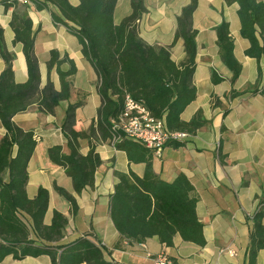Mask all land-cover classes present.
Returning <instances> with one entry per match:
<instances>
[{
    "label": "trees",
    "instance_id": "16d2710c",
    "mask_svg": "<svg viewBox=\"0 0 264 264\" xmlns=\"http://www.w3.org/2000/svg\"><path fill=\"white\" fill-rule=\"evenodd\" d=\"M116 2L80 0L76 7L71 6L68 0H27L26 5L8 0L0 2L5 11L19 6L25 10L31 5L37 11L49 10L52 23L62 26L77 39L82 56L99 78L101 106L97 110L96 121L87 131L74 130V113L81 103L69 104L60 127L65 149L62 146L51 147L47 150V158L53 166L64 170L73 191L79 194L93 186L94 174L101 165L95 153V143L111 142L116 150L125 153L129 163L146 164L142 178L131 172L116 174L118 182L109 196L108 211L119 236L128 244H141L156 237L160 244L169 248L178 235L182 242L203 247L202 224L196 215L198 198L188 179L179 175L171 183L160 180L151 170V153L140 144L114 133L111 125V121L122 112L125 96L141 104L154 119L163 120L170 132L194 135L208 123L201 111H197L188 122L181 120L184 110L196 99L193 76L197 32L192 28L196 0H190L176 20L172 44L181 40L184 47V60L179 64L171 60L168 48L150 46L139 39L136 25L145 12L143 0H131L132 13L114 25ZM224 2L238 6L240 36L249 43L245 56L257 62L264 59V45H260L258 40L264 27V4L256 0ZM9 27L13 32L12 44L22 47L28 80L23 84L14 82L13 55L6 50L0 29V58L5 64L0 75V127L5 131L0 139V263L8 256L16 261L45 256L50 264H113L105 259V249L87 236L60 244L68 223L62 214L54 211L50 224L44 225L49 200L46 189L39 187L33 199L27 197V167L38 137L33 131L17 127L12 119L33 104L40 112L52 115L60 103L68 101L69 79L76 73V68L66 55L60 58L57 51L51 50L46 63L47 82L40 89L31 21L24 12L14 11ZM215 33L218 57L231 73L230 82L233 84L240 75L241 66L233 55L234 45L228 24L222 21L215 28ZM64 65L66 70L62 69ZM52 69L58 75L59 91L53 89L49 80ZM257 72L261 76L259 67ZM210 79L213 85L223 81L213 70ZM263 91L264 84L260 91L255 88L251 94ZM241 94L231 90L227 97L233 99ZM212 103L217 101L212 99ZM82 140L89 148L85 156L79 152ZM170 144L174 148L183 146L176 142ZM54 190L75 215L78 207L74 198L56 185ZM263 219L264 200L250 219L246 264H256L257 254L264 248ZM114 249H119V246Z\"/></svg>",
    "mask_w": 264,
    "mask_h": 264
},
{
    "label": "crops",
    "instance_id": "0c3cea01",
    "mask_svg": "<svg viewBox=\"0 0 264 264\" xmlns=\"http://www.w3.org/2000/svg\"><path fill=\"white\" fill-rule=\"evenodd\" d=\"M256 1L264 4V0ZM68 2L76 7L80 0ZM189 3L190 0H143L145 12L136 25L139 39L150 46L168 48L171 60L176 64L184 60L183 42L177 40L172 44L176 20ZM237 10L236 4L226 5L224 0H196L192 15V28L197 32L193 76L196 99L184 110L181 120L188 122L197 111H201L208 123L194 135H189L180 148H174L169 143L159 155L149 151L151 170L160 180L171 183L179 175H184L198 198L196 215L202 224L205 245L198 247L182 242L176 235L173 246L168 248L160 244L156 237L146 239L141 244H128L119 236L109 217V196L118 182L116 174L131 172L142 178L145 163H129L125 153L116 150L109 141L95 143V153L101 165L94 174V184L76 194L64 170L49 162V148L62 146L65 149L60 127L69 104L81 103L74 113V130L87 131L96 121L97 110L101 106L99 78L82 56L77 39L62 26L52 23L49 10L37 11L31 5L25 10L19 6L5 11L0 3V29L4 46L13 55L12 72L16 84L28 80V71L21 45L12 44L13 32L9 21L14 11L24 12L31 21L40 89L47 82L46 63L51 50L57 51L60 58L66 55L76 68V73L69 79L68 101L60 103L52 115L40 112L33 104L12 119L17 127L23 131H33L38 137L27 167L26 194L33 199L39 187L48 191L44 225L50 224L54 211L62 214L68 223L60 244L87 236L94 244L105 249V259L113 264H151L149 256L161 252L180 264H246L250 219L264 200V91L251 94L255 88L260 91L264 84V59L257 62L245 56L249 43L240 36ZM131 13V0H117L113 13L114 25ZM222 21L228 24L234 45L233 55L241 66L240 75L233 84L230 82L231 73L220 61L216 46L215 28ZM258 40L260 45H264V27ZM258 67L261 76H258ZM4 69L5 64L0 58V75ZM62 69L66 70L67 66L64 65ZM212 70L223 79L221 83H211ZM49 80L53 89L59 91L55 69L49 72ZM231 90L243 94L228 99ZM212 99L217 103L213 104ZM4 133L0 127V139ZM88 149L87 142L80 141V154L85 156ZM54 185L74 198L78 207L75 215L56 193ZM116 246L119 249H114ZM0 264H50V261L45 256L22 261L8 256ZM256 264H264V248L258 252Z\"/></svg>",
    "mask_w": 264,
    "mask_h": 264
},
{
    "label": "built area",
    "instance_id": "2783aa9c",
    "mask_svg": "<svg viewBox=\"0 0 264 264\" xmlns=\"http://www.w3.org/2000/svg\"><path fill=\"white\" fill-rule=\"evenodd\" d=\"M8 1H15L19 5L27 4V0ZM111 125L114 133L140 144L155 155H159L167 144L182 143L189 136L185 132L168 131L163 120L154 119L141 104L136 103L129 96L124 97L122 112L117 119L111 121ZM149 259L151 264H180L165 252L149 256Z\"/></svg>",
    "mask_w": 264,
    "mask_h": 264
}]
</instances>
